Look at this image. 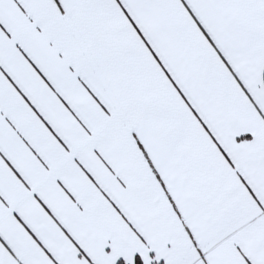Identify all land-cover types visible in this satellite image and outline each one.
Segmentation results:
<instances>
[{
  "label": "snow or ice",
  "instance_id": "6c2138e0",
  "mask_svg": "<svg viewBox=\"0 0 264 264\" xmlns=\"http://www.w3.org/2000/svg\"><path fill=\"white\" fill-rule=\"evenodd\" d=\"M0 264H264V0H0Z\"/></svg>",
  "mask_w": 264,
  "mask_h": 264
}]
</instances>
